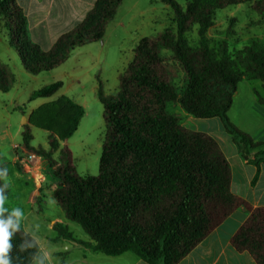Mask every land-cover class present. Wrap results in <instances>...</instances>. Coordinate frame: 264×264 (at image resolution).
<instances>
[{
	"label": "trees",
	"instance_id": "trees-1",
	"mask_svg": "<svg viewBox=\"0 0 264 264\" xmlns=\"http://www.w3.org/2000/svg\"><path fill=\"white\" fill-rule=\"evenodd\" d=\"M162 1L174 11L175 27L139 40L116 93L107 95L98 89L106 123L98 175H79L70 151L61 148L84 117L82 105L62 97L31 113L32 125L50 133L49 149L30 144L28 126L23 146L45 157L47 172L57 181L53 195L60 208L93 242L76 240L61 224L54 227L62 239L106 255L132 252L148 264H178L236 209L243 208L249 216L232 244L264 264V207H253L232 193L231 166L217 141L184 127L167 109L169 103H177L195 118H220L242 158L256 167L252 183L257 182L264 143L233 124L228 110L243 79L261 80L264 87V40L254 36L233 51L227 39L214 45L208 32L218 10L249 3L264 16V0H185L184 7L176 0ZM121 3L97 0L85 20L48 51L29 38L26 17L16 0H0V22L10 31L25 70L37 75L65 62L77 47L100 41ZM195 28L193 42L190 36ZM168 60L185 74L181 88L173 82ZM9 80L0 63V89L5 93L11 88ZM62 86L61 81L49 84L34 91L30 100L49 98ZM63 103L66 114L60 120L58 106ZM20 238L17 234L13 243L19 245ZM20 256L19 264H28L29 254Z\"/></svg>",
	"mask_w": 264,
	"mask_h": 264
},
{
	"label": "rangeland",
	"instance_id": "rangeland-1",
	"mask_svg": "<svg viewBox=\"0 0 264 264\" xmlns=\"http://www.w3.org/2000/svg\"><path fill=\"white\" fill-rule=\"evenodd\" d=\"M176 1L183 7L186 5L185 0ZM174 20V11L162 0H122L115 19L107 25L104 40L78 48L59 66L37 75L25 71L24 61L13 44L14 39L10 31L4 22H0V63L8 70L11 87L8 93L0 89V162L7 167L10 180L5 207L22 208L27 217L22 226L32 231L35 225H39L38 231H35L39 240L57 233L49 228V223L62 215V209L50 200L46 204L35 206H30L27 202L31 200L28 194L32 187L27 183L30 175L25 172L23 159L33 152L24 148L23 133L28 126L33 137L30 144L46 149H49L50 134L32 125V111L61 96L82 105L86 116L82 118L76 132L68 140L61 142V148L70 151L72 165L79 175H98L106 134L104 108L98 99V89L101 87L107 95L116 93L119 77L132 60L139 40L156 36L166 28L175 27ZM196 30L195 28L190 36L193 42L197 40ZM208 35L214 40V45L217 46L227 39L230 49L237 51L254 36L264 40V16L257 14L249 3L229 6L216 12L215 24ZM164 53L169 55L168 52ZM167 62L173 71L174 84L181 88L185 81L183 70L172 60ZM58 81H61L63 86L51 98L30 100L34 91ZM65 106V103L58 106L60 120H64ZM167 109L184 121L179 104L169 103ZM39 157L41 159L35 164V167H38L36 171L41 170V176L38 178L41 191L36 193L37 203H41L42 199L46 200L45 194L41 192L52 187V177L47 172V160L43 156ZM59 157L57 152L54 158L57 160ZM13 163L18 166L16 174L12 168ZM36 171L34 176L40 175V172ZM67 223L74 238H90L79 223L71 220H67ZM44 242H41L43 246ZM69 244L70 241L66 240L60 246L67 248Z\"/></svg>",
	"mask_w": 264,
	"mask_h": 264
},
{
	"label": "crops",
	"instance_id": "crops-1",
	"mask_svg": "<svg viewBox=\"0 0 264 264\" xmlns=\"http://www.w3.org/2000/svg\"><path fill=\"white\" fill-rule=\"evenodd\" d=\"M16 1L26 17L29 38L44 51H48L63 34L73 30L85 20L97 0ZM106 35L107 29L104 37L100 41L104 40ZM97 42L86 45H93ZM86 45L79 46L74 51ZM62 97L65 96H61L55 101ZM260 98L264 101L263 82L261 80L243 79L236 87L232 105L228 110V117L241 131L250 135L255 141L264 143V102ZM51 102L54 101L47 103ZM182 113L184 121L181 120V122L184 127L193 131H201L209 134L221 147L232 170V193L246 200L253 207H264V164L262 165L257 182L253 184L252 181L257 169L254 165L247 163L242 158L238 147L234 143L231 135L226 131L220 118H195L188 115L183 109ZM81 123L82 120L79 125ZM17 167L13 163L12 168L16 171L15 174L18 173ZM37 168L35 167L34 171L29 173L24 165L25 172L30 175L27 183L32 187L28 194L30 196L29 199H31L27 201L28 204L30 206L42 205L50 200V202H53L55 206L60 208L53 195L57 181L51 175L52 187L41 192L45 194L46 200L44 201L42 199L40 200L41 203H37L36 193H40L41 191V184L38 180L41 176V170H37L40 172V175L36 174L37 176H34ZM28 185L26 184V186ZM61 211L63 216L56 217L49 223V228L53 231H57L54 227L57 223L68 229V219L64 211ZM248 216L249 212L247 210L243 208L236 209L178 264H258L248 251L240 252L232 244L233 236ZM76 240L93 242L90 238ZM42 241H45L44 246L41 243ZM64 241L66 239H62L57 231L52 236L40 240V243L43 248L52 254L54 262L59 261V264H148L132 252L110 256L102 252L93 251L75 241H70V246L63 248L60 244Z\"/></svg>",
	"mask_w": 264,
	"mask_h": 264
},
{
	"label": "clouds",
	"instance_id": "clouds-1",
	"mask_svg": "<svg viewBox=\"0 0 264 264\" xmlns=\"http://www.w3.org/2000/svg\"><path fill=\"white\" fill-rule=\"evenodd\" d=\"M0 182V264H19L22 253L29 254L28 264H59V261L54 262L52 254L41 246L35 235L39 225H35L32 231L22 228L27 219L25 211L20 207H5L10 187L6 166L0 167ZM17 234L21 237L19 245L13 243ZM14 250L17 253L15 257Z\"/></svg>",
	"mask_w": 264,
	"mask_h": 264
},
{
	"label": "built area",
	"instance_id": "built-area-1",
	"mask_svg": "<svg viewBox=\"0 0 264 264\" xmlns=\"http://www.w3.org/2000/svg\"><path fill=\"white\" fill-rule=\"evenodd\" d=\"M40 157L34 153H28V155L23 159V164L27 168L28 172L31 173L35 169V164L38 163Z\"/></svg>",
	"mask_w": 264,
	"mask_h": 264
},
{
	"label": "water",
	"instance_id": "water-1",
	"mask_svg": "<svg viewBox=\"0 0 264 264\" xmlns=\"http://www.w3.org/2000/svg\"><path fill=\"white\" fill-rule=\"evenodd\" d=\"M25 121V118H23V122Z\"/></svg>",
	"mask_w": 264,
	"mask_h": 264
}]
</instances>
